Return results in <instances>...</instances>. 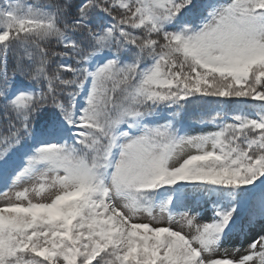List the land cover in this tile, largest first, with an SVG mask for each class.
Wrapping results in <instances>:
<instances>
[{
  "label": "snow or ice",
  "instance_id": "1",
  "mask_svg": "<svg viewBox=\"0 0 264 264\" xmlns=\"http://www.w3.org/2000/svg\"><path fill=\"white\" fill-rule=\"evenodd\" d=\"M0 119V264H264V0H0Z\"/></svg>",
  "mask_w": 264,
  "mask_h": 264
},
{
  "label": "rangeland",
  "instance_id": "2",
  "mask_svg": "<svg viewBox=\"0 0 264 264\" xmlns=\"http://www.w3.org/2000/svg\"><path fill=\"white\" fill-rule=\"evenodd\" d=\"M214 127L211 124H207V125H192L190 127V132L191 134H198L200 132H208V131H214ZM0 199H2V197H0ZM256 231H259V229H256ZM240 243L239 242H234L233 245H229V248L231 250L232 247H240ZM243 247H247V243L243 244Z\"/></svg>",
  "mask_w": 264,
  "mask_h": 264
},
{
  "label": "trees",
  "instance_id": "3",
  "mask_svg": "<svg viewBox=\"0 0 264 264\" xmlns=\"http://www.w3.org/2000/svg\"><path fill=\"white\" fill-rule=\"evenodd\" d=\"M26 2H34V0H26ZM8 67H9V72L11 73L12 70H13V67H14L11 58L9 59ZM192 111H193V109H192V107L190 106V108H189V113H190V115H189V118H188L189 124H190V125H191V124H199V123H196V119H197V117L191 114ZM0 123H2V119H0Z\"/></svg>",
  "mask_w": 264,
  "mask_h": 264
}]
</instances>
